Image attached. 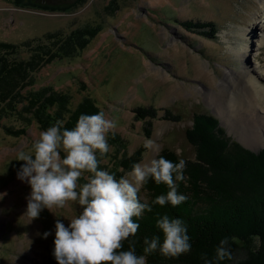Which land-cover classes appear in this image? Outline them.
Returning <instances> with one entry per match:
<instances>
[{"label":"rangeland","instance_id":"1","mask_svg":"<svg viewBox=\"0 0 264 264\" xmlns=\"http://www.w3.org/2000/svg\"><path fill=\"white\" fill-rule=\"evenodd\" d=\"M71 1L64 0L61 6L70 7ZM73 7L50 11L0 0V42H48L45 35L50 32L65 37L76 32L83 35L82 44L81 36L72 41L71 53L61 50L35 71L31 83L22 90L23 103L2 116L0 264H50L55 259L52 250L57 216L67 226L69 221L64 217L79 211L74 202H68L64 208L43 210L33 221L24 215L31 188L17 178L24 163L17 161V154L29 151L39 133L57 120L44 116L43 124L35 117L41 107L39 93L44 102L58 95L40 115H58L65 127L84 103L94 105L95 113L103 110L117 121L114 134L108 136L111 151L101 164L112 172L120 159L147 140L154 142L153 147L144 150L141 161L158 156L165 148L176 150L185 159H195L196 146L187 132L194 125L195 115L201 113L218 118L219 126L233 141L255 152L264 149V109L259 108L258 116L252 115L247 124L246 117L227 122L209 104L210 99H205L227 84L230 87L228 69L237 71L245 63L252 64L264 77V14L254 19L264 10L260 0H85ZM253 22L257 33L249 37L240 33ZM244 43L250 46L249 63L234 53ZM64 44L69 46L65 40ZM29 56V51L24 53V57ZM30 102L38 104L30 107ZM141 107L155 113L137 117ZM252 131L257 143L247 146L241 137H248ZM49 231L52 234L44 239L43 233ZM243 256L244 250L236 259Z\"/></svg>","mask_w":264,"mask_h":264},{"label":"clouds","instance_id":"2","mask_svg":"<svg viewBox=\"0 0 264 264\" xmlns=\"http://www.w3.org/2000/svg\"><path fill=\"white\" fill-rule=\"evenodd\" d=\"M116 127L117 121L103 110L81 114L70 129L57 119L39 133L29 151L17 154V161L24 162L17 178L31 188L24 215L33 221L43 210L64 208L68 202L79 208L76 215L64 217L69 221L67 226L60 216L55 221L52 255L57 264H148V257L155 253L178 258L192 250L186 222L164 214L155 221L162 236H145L142 252L137 253V219L151 212L153 205L176 207L188 199L178 191L179 182L187 179L186 161L153 156L134 163L117 178L115 172L101 167L102 158L111 151L109 133L114 134ZM153 143L147 140L144 146L152 149ZM149 180L167 189L151 203L140 196ZM51 234L45 232L43 238ZM201 259L204 264L232 260L230 238L220 240L211 259L207 253H201Z\"/></svg>","mask_w":264,"mask_h":264},{"label":"trees","instance_id":"3","mask_svg":"<svg viewBox=\"0 0 264 264\" xmlns=\"http://www.w3.org/2000/svg\"><path fill=\"white\" fill-rule=\"evenodd\" d=\"M12 1L20 7L37 6L45 7L50 11H59V9H74L73 5L82 4L85 0L68 2L70 3L68 5H71L70 7L61 6L64 0ZM82 36L79 32L66 37L60 32H50L45 35L48 42L40 39L36 43L33 42L35 40L19 44L0 42V124L3 117L7 116L8 111L17 110L20 104L23 103L22 90L31 83L32 74L56 54L60 55L61 50H70L71 53L72 41L80 38L82 44ZM64 40L69 44L67 48L63 47L65 44L62 45ZM75 44H79L78 41H75ZM27 51L30 52V56L24 57V53ZM38 96L39 104L37 102L29 103L30 107L36 106V104L41 105L42 108L38 106L35 115L38 121L45 124L44 116L52 118L50 120L59 119L57 118L58 115L49 113V116L40 115L51 106L50 104L57 100L58 95L54 94L51 102H44L41 93ZM39 99L44 104L40 103ZM45 103L48 105H45ZM84 104L75 115V119L66 126L67 128L74 127L81 114H95L97 108L94 105ZM29 106L27 105V108ZM150 109L141 107L136 111V116L145 118V116L154 114L155 112H151ZM14 132H17V130H14ZM147 135L150 136V133ZM187 135L190 142L196 146L195 159H185L176 150L170 148L163 149L159 155L173 162H178L180 159L186 161L184 174L187 179L184 182H179L178 191L186 195L188 199L184 202L185 204L182 203L176 207L170 204L165 206L154 205L150 213L146 211L144 213L146 216L144 215L137 220L140 224L136 234V238L139 240L137 253L142 252V242L145 236L149 238L156 234L162 236V233L155 227L157 218L155 215L167 214L173 218H181L186 222L188 234L191 237L192 250L190 253L181 255L178 258H166L159 253H155L148 257V264H204L201 253H207L208 258L211 259L215 247L224 237L230 238L233 259L219 262V264H264V199H262L264 198V149L255 152L239 142L233 141L227 136L224 128L219 126V119L207 113L195 115L194 125L189 128ZM144 150L146 148L143 145L129 155V158L128 155H125L120 159L118 168L113 171L116 173L117 178L130 171L134 163H138L143 159ZM166 190L165 185L157 186L154 181L149 180L142 188L140 196L151 203L157 195L165 193ZM237 202L238 205H236ZM235 205L236 207H234ZM209 216L211 219H209ZM142 220L145 224H142ZM150 231L152 232L150 233ZM154 232L156 233L153 234ZM231 238L235 239L232 240ZM124 248L127 249L126 242ZM243 250L244 256L236 259L237 254ZM50 264H57V261L52 259Z\"/></svg>","mask_w":264,"mask_h":264},{"label":"bare ground","instance_id":"4","mask_svg":"<svg viewBox=\"0 0 264 264\" xmlns=\"http://www.w3.org/2000/svg\"><path fill=\"white\" fill-rule=\"evenodd\" d=\"M263 4H264V0H260ZM264 14V10H262L260 13H258L256 17H254L255 20L261 18ZM155 15V14H154ZM190 21V20H189ZM188 21V22H189ZM145 22V21H144ZM191 22V21H190ZM184 23V22H183ZM255 22L252 23V25H245V28H242L240 30V33H244V35L247 37L254 35L255 33H257V27H255ZM171 27V26H170ZM193 27V26H192ZM204 27V26H203ZM174 30V29H173ZM212 30V29H211ZM182 35V34H181ZM214 36V35H213ZM262 44L264 43V35L262 37ZM239 44V43H238ZM261 44V45H262ZM235 45V44H234ZM256 45V44H255ZM254 45V46H255ZM260 45V46H261ZM257 46V47H260ZM249 47L248 44L244 43L243 45H240V47H238V50L236 49L234 51V53H236V55L241 56V57H245V59H248V63H249ZM237 48V47H236ZM230 49V48H229ZM260 49V48H258ZM160 53V52H159ZM257 57H259V54H256ZM234 58V57H233ZM251 60V59H250ZM241 61V60H240ZM242 63V62H241ZM223 64V63H222ZM247 68H249L247 70ZM229 70V69H228ZM226 70V78L232 80L231 81V85L229 87V85L227 84L226 88H221L220 92L216 95H206L205 99L206 101H208L210 99V103L211 105H214L216 112L219 114H223V119L226 120L227 122L232 121L233 122V117H235L236 119H242L245 118V124H247V119H252V115H256L258 116V114L260 113L259 108L260 109H264V86H262L261 84L264 83V77L263 74L260 73V71H258L256 69V66L254 65H247V63H245L244 66H242V68L240 70ZM264 71V69L262 70ZM233 72H235L236 74H234ZM227 79V80H228ZM240 79V80H239ZM219 94H221L219 96ZM237 95V96H236ZM161 105V104H160ZM264 112V110H262ZM263 112H261L263 114ZM165 113V112H164ZM263 117V116H261ZM241 122V121H240ZM234 124V123H233ZM257 131L260 132L257 128ZM228 132V131H227ZM229 133V132H228ZM246 135V134H245ZM253 135H255V131L251 132V135L247 136H243L241 137L242 142H244L245 144H247V146H251V145H255L257 143V141L255 142V140L253 139ZM121 140V139H120ZM238 142V141H237ZM255 142V143H254ZM122 147V146H121ZM243 147V146H242ZM263 149V148H262ZM254 156V155H253ZM243 157V156H242ZM129 158V156H128ZM131 158V157H130ZM133 158V157H132ZM125 160V159H124ZM127 160V159H126ZM136 160V159H135ZM228 160V159H227ZM221 161V160H220ZM228 164V163H227ZM220 165V163H219ZM125 166V165H124ZM131 166V165H130ZM128 167V166H127ZM132 167V166H131ZM229 167V166H228ZM226 169V168H225ZM128 170V169H127ZM121 175V174H120ZM237 181V180H236ZM255 185V184H254ZM260 185V184H259ZM258 185V186H259ZM257 186V184H256ZM233 187V186H232ZM165 188V187H164ZM225 188V187H224ZM223 188V189H224ZM256 188V187H255ZM260 189V188H258ZM256 189V190H258ZM242 194V193H241ZM256 194V193H255ZM222 195V194H221ZM228 195V194H226ZM244 195V194H243ZM242 195V196H243ZM251 195V194H250ZM254 195V193H253ZM264 195V194H263ZM262 195V196H263ZM225 196V194H224ZM238 196V195H237ZM240 196V195H239ZM249 196V195H248ZM259 196V195H258ZM257 196V197H258ZM197 197V196H196ZM226 197V196H225ZM245 198V196H243ZM260 197V196H259ZM238 198V197H237ZM256 198V197H255ZM262 198V197H261ZM147 199V198H146ZM264 199V198H262ZM236 200V198H235ZM243 200V199H242ZM254 200V199H253ZM257 200V199H256ZM233 201V200H232ZM238 201V200H237ZM244 201V200H243ZM260 201V199H259ZM262 201V200H261ZM149 202V201H148ZM247 202V201H246ZM261 203V202H260ZM263 203V201H262ZM185 204V203H184ZM252 204V203H251ZM230 205V204H229ZM238 205V202L237 204ZM236 205L234 207H236ZM246 205V203H245ZM248 205V204H247ZM261 205V204H260ZM154 206V205H153ZM211 206V205H210ZM225 206V205H224ZM242 206V205H241ZM252 206V205H251ZM254 206V205H253ZM244 207V206H242ZM232 208V207H231ZM238 208V207H237ZM197 209V208H196ZM233 209V208H232ZM214 211V210H213ZM225 211V210H224ZM255 211V209H254ZM260 211V209H259ZM150 213V212H149ZM227 213V212H226ZM225 213V214H226ZM257 213V212H256ZM194 214V213H193ZM145 215V214H144ZM143 215V216H144ZM148 215V214H147ZM161 215V214H160ZM196 215V214H195ZM202 215V213H201ZM218 215V214H217ZM146 216V215H145ZM197 216V215H196ZM206 216V215H205ZM155 217H157V215H155ZM210 217V216H209ZM208 219V218H207ZM211 219V217L209 218ZM218 219V218H217ZM138 220V219H137ZM144 220V219H143ZM143 220L141 221L142 224H145L143 222ZM220 220V219H219ZM149 221V220H148ZM197 221V220H196ZM146 222V220H145ZM206 222V221H204ZM211 222V221H210ZM196 223V222H195ZM202 223V222H201ZM220 223V222H219ZM141 224V225H142ZM194 224V223H193ZM209 224V223H208ZM195 225V224H194ZM199 225H201L199 223ZM206 225V223H205ZM193 226V225H192ZM197 226V225H196ZM142 227H144V225H142ZM149 227V226H148ZM232 227V226H231ZM204 228V227H201ZM150 229V228H148ZM194 230V228H193ZM145 231V229H144ZM157 231V230H156ZM152 231H150L151 233ZM149 233V232H148ZM156 232H154L153 234H155ZM152 235V234H151ZM158 235V234H156ZM141 237V236H140ZM151 260V259H150ZM240 261V260H239ZM37 263V262H36Z\"/></svg>","mask_w":264,"mask_h":264}]
</instances>
